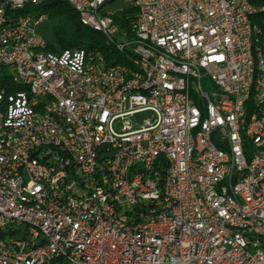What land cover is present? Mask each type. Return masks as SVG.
<instances>
[{
  "label": "built area",
  "instance_id": "2783aa9c",
  "mask_svg": "<svg viewBox=\"0 0 264 264\" xmlns=\"http://www.w3.org/2000/svg\"><path fill=\"white\" fill-rule=\"evenodd\" d=\"M68 1L126 38L127 51L144 56L150 80L142 82L139 71L136 81L123 83L129 72L100 52L47 51L37 27L48 16L31 12L29 0H0V264H264V241L251 233V225L264 230V159L240 157L234 125V117L254 111L252 131L264 144L261 28L257 105L243 100L248 13L264 8L253 10L249 0H122L135 10L131 31L140 41H132L113 21L119 10L101 8L105 0ZM16 36L25 44L6 49ZM145 37L188 57L194 70L161 60ZM65 59L82 68V77L65 71ZM148 84L157 91L142 93ZM195 98L208 103L214 121L200 132V158L191 161ZM47 107L61 108L74 132L50 119ZM219 142H231L233 152ZM65 150L78 156L80 171ZM156 154L163 161L149 173L131 175L134 163ZM165 173L180 177L179 192ZM224 173H231L230 186H222ZM57 186L66 193L57 194ZM174 196H181L180 208H173Z\"/></svg>",
  "mask_w": 264,
  "mask_h": 264
},
{
  "label": "bare ground",
  "instance_id": "6f19581e",
  "mask_svg": "<svg viewBox=\"0 0 264 264\" xmlns=\"http://www.w3.org/2000/svg\"><path fill=\"white\" fill-rule=\"evenodd\" d=\"M70 3L75 10H77L81 16V20L84 25L90 27L93 30L101 32L104 36L105 42L109 46H113L117 49L124 60L121 64L122 70L125 72L123 75V83H131L137 80V74L142 71V82H149L150 71L143 70L144 56H138L133 54L132 51H127V45L116 41L115 36L111 31V27L96 23L85 16L80 6H76L73 1L65 0ZM115 0L101 1V8H105V5ZM40 4V0H29V5ZM264 8V7H261ZM253 10H260V7L254 6ZM257 14V12L248 13V23L246 29V39H248V68H249V80L248 87L243 91V100L246 105H257V95L259 91V79L261 71L260 62V43L256 39L259 36V26L253 25L251 22V16ZM133 33L132 41H140V34L137 31H131ZM130 38V37H129ZM25 44V36H16L14 42H6V49H14V45ZM145 47L150 50H159L160 59L165 62H178L179 66L184 70H194V63L188 59V57H179V54H173L168 51L167 45H159L157 40L152 37H145ZM101 57H104L101 54ZM111 67H118V63L111 65ZM65 71L72 72L74 77H82V68L77 67L73 59H65ZM157 91V84L142 85V93L153 94ZM162 94H172L171 86H161ZM11 97H19L18 89H10ZM37 105H45V96L36 97ZM195 111H199L198 121L196 123V131L191 132V161H198L201 151V135L200 132H204V129H208V121H214V114L212 108H208V103H203L202 98H195ZM47 116L53 119L60 126H65L66 132H74V123L72 119L65 118V114L61 108L47 107ZM29 115L21 114V123H28ZM234 125L238 127L236 129V137L239 141L240 157L251 158L253 160L264 159V144L255 139L253 129L255 125L254 111H246L242 117H234ZM3 136H11V129H3ZM219 149H226V152H233V145L231 142H219ZM65 159H69V163L73 171H80L79 158L76 154H72V150H65ZM163 161V154H156L151 156V161H144L134 163L131 167V175H138L139 173H149L153 169V163H160ZM231 173H224L222 175V186H230ZM165 181H171L172 192H179L182 188V181L180 177H173V173H165ZM0 182H4V174H0ZM66 193V186H57V194ZM181 196H174L173 208H180ZM219 227H226V219L218 218ZM251 233H256V238L264 241V230H258V225H251ZM0 237H6V229L0 227Z\"/></svg>",
  "mask_w": 264,
  "mask_h": 264
},
{
  "label": "trees",
  "instance_id": "16d2710c",
  "mask_svg": "<svg viewBox=\"0 0 264 264\" xmlns=\"http://www.w3.org/2000/svg\"><path fill=\"white\" fill-rule=\"evenodd\" d=\"M249 1L254 6L264 7V0ZM29 10L36 15L45 14L48 16L56 43H51L48 40L47 51L59 53L65 49L83 48L90 52H100L110 65H115L118 62L123 63L124 59L121 53L113 46L106 44L101 32L84 25L79 12L67 1L46 0L40 4L31 5ZM112 18L122 30L128 33L130 38L133 37L131 27L135 19V10L124 8ZM251 22L261 28V38L264 42V11L252 15Z\"/></svg>",
  "mask_w": 264,
  "mask_h": 264
},
{
  "label": "rangeland",
  "instance_id": "374dc122",
  "mask_svg": "<svg viewBox=\"0 0 264 264\" xmlns=\"http://www.w3.org/2000/svg\"><path fill=\"white\" fill-rule=\"evenodd\" d=\"M122 8H126V4L122 0H115L113 2H109L105 5L106 10L117 11ZM37 31L42 34L47 40L51 43H56V38L52 31L51 24L48 21L42 22L38 27ZM115 39L117 42L122 43L126 41V38H121V36L116 35ZM143 118H150V114L141 115Z\"/></svg>",
  "mask_w": 264,
  "mask_h": 264
}]
</instances>
